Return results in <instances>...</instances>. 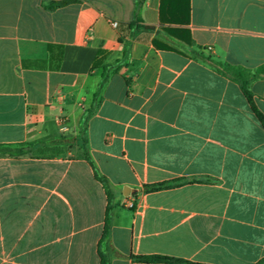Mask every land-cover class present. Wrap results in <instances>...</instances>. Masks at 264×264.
Returning a JSON list of instances; mask_svg holds the SVG:
<instances>
[{"label": "crops", "instance_id": "0c3cea01", "mask_svg": "<svg viewBox=\"0 0 264 264\" xmlns=\"http://www.w3.org/2000/svg\"><path fill=\"white\" fill-rule=\"evenodd\" d=\"M62 1L0 0V145L64 137L55 147L71 148L0 157V264H101L108 197L80 148L114 196L111 264L264 260V129L240 87L212 68L264 65V0L50 8ZM136 18L154 31L137 34L82 126L102 80L98 53L121 60L120 25ZM251 92L264 115V76ZM165 182L175 186L144 191Z\"/></svg>", "mask_w": 264, "mask_h": 264}, {"label": "trees", "instance_id": "16d2710c", "mask_svg": "<svg viewBox=\"0 0 264 264\" xmlns=\"http://www.w3.org/2000/svg\"><path fill=\"white\" fill-rule=\"evenodd\" d=\"M71 3H76V0H65L62 2H57L53 4L50 8L55 9V8H59V7H63L65 5L71 4ZM140 5H141V2H138L137 3L138 9ZM161 15H162L161 17L162 22H164L165 21V18H164L165 8L164 7H162ZM169 21L174 22L176 20H169ZM141 31H154V28L141 24V22H139L137 18L132 20L130 23L120 25L119 44L123 47V56H122V59L117 61L115 64H108V65L104 64V53L103 52L98 53V57L96 61L94 62L93 69L102 67L103 69L102 80L99 85V92L94 97V105L92 106L91 109L87 111L86 114H84L82 126L85 124L88 117L97 110L98 103L96 101L99 95L101 94V91H103L104 87L108 83L110 76L117 74L119 69L123 65H127L129 63L132 43L136 41L137 34ZM157 46L163 50H170L166 46H159V45ZM212 68L219 75L225 78H228L229 80L235 82L240 87L241 92L243 93L244 97L247 99L248 103L250 104L252 108V111L254 112L256 118L258 119V121L260 122L261 126L264 129V115L256 108L253 102V94L251 92L252 83L257 78L264 76V65H262L261 67L255 70H250L242 66H232L229 64H225V63H217V64H214ZM62 144H69L68 139L63 137L61 139H55L49 142L31 143V144H28L27 148H22V149L12 148L11 146H8V145H0V157L7 156V155L9 156L25 155L28 153V149L30 147L41 146V147L50 148V147H55V146H59ZM82 144H83V147H85L86 145L85 138H82ZM80 157L87 160L89 164L91 165V167L94 169L95 178L98 182H100L103 185L106 195L108 197V206L106 210L104 231H103V236H102V239L99 245V255L101 258V264H111V261L108 255V252L111 251V247L108 245V239L111 233L112 223H113L114 196L111 191V187H110L108 179L98 171V169L96 168L88 152L87 151L83 152L80 155ZM173 186L175 185L169 182H165V183H161L157 185H151V186L146 185L144 186V191L145 192L158 191L162 189L171 188ZM134 259L137 261L143 262V263H153V264H198V263H193V262L182 260V259H176L172 257L159 256V255L138 256V257H134ZM257 264H264V260H261Z\"/></svg>", "mask_w": 264, "mask_h": 264}, {"label": "rangeland", "instance_id": "374dc122", "mask_svg": "<svg viewBox=\"0 0 264 264\" xmlns=\"http://www.w3.org/2000/svg\"><path fill=\"white\" fill-rule=\"evenodd\" d=\"M71 148H45V147H41L38 152L43 155V156H54L58 153H60L61 151H68L70 150ZM79 155H81L83 153V149H77Z\"/></svg>", "mask_w": 264, "mask_h": 264}, {"label": "water", "instance_id": "95a60500", "mask_svg": "<svg viewBox=\"0 0 264 264\" xmlns=\"http://www.w3.org/2000/svg\"><path fill=\"white\" fill-rule=\"evenodd\" d=\"M133 192H135V190L134 191H132L130 188H128V187H126L125 189H124V194L127 196V195H129L130 193H133Z\"/></svg>", "mask_w": 264, "mask_h": 264}, {"label": "built area", "instance_id": "2783aa9c", "mask_svg": "<svg viewBox=\"0 0 264 264\" xmlns=\"http://www.w3.org/2000/svg\"><path fill=\"white\" fill-rule=\"evenodd\" d=\"M209 49H211V48H209ZM127 205H128L129 208H133L134 207V204L132 202H129Z\"/></svg>", "mask_w": 264, "mask_h": 264}]
</instances>
